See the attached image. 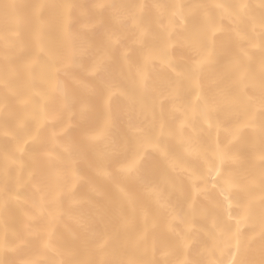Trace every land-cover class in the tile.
I'll use <instances>...</instances> for the list:
<instances>
[{"label":"bare ground","instance_id":"bare-ground-1","mask_svg":"<svg viewBox=\"0 0 264 264\" xmlns=\"http://www.w3.org/2000/svg\"><path fill=\"white\" fill-rule=\"evenodd\" d=\"M245 2L247 9L244 15L229 16L221 9H211L210 16L219 26L220 31L215 36L214 64L210 67L205 80V88L215 89L223 86L231 93L243 95H259L258 87H248L242 91V85L233 82L227 74L228 67L239 60L248 70L254 82L259 83L260 65L264 64V0H0V199L5 192L17 193L18 201H9L6 207H0V236L5 229L9 236L23 229L26 214L35 212L32 205L39 200L36 185L51 171L48 162L41 157V152L50 149L56 153L58 160L54 162L57 171L63 169L64 162L69 159L64 151V145L74 140L75 130L69 135L57 137L53 141L52 133L65 121L71 119L76 124L80 122L77 111L80 96L77 94L69 108L62 107L63 98L52 95L45 100L46 85L37 75H29L23 64L30 51L24 45L26 30L21 25L22 37L14 48H6L3 43L6 30L17 26L16 17L9 15L5 21L3 4L16 3L29 5L34 3L56 4L72 3V21L68 24V31L72 35V46L75 49L77 65L87 66L92 62L97 52L103 48V33L106 29L120 32L123 39L121 46L110 51L112 57L109 70L122 75L126 82H130L128 68L123 64L121 51L128 49L132 63L139 62L142 48L133 42V29L126 21H117L111 8L97 9V4H112L116 8L127 7L135 3L146 4L144 23L148 29L146 46L158 48L168 26L167 18H161L154 5H161L169 10L175 9L182 18L177 19L176 35L181 41L169 51L174 63L185 66L188 50L183 46L184 38L192 33L203 30L206 25L204 13L205 5L221 3L225 8L236 11L237 6ZM177 6H179L177 8ZM28 9H21L22 16H26ZM168 11V10H166ZM45 13V19H48ZM239 33V35H237ZM21 33H17V38ZM242 52H247L244 56ZM78 75H83L79 68L72 69ZM150 75L154 82L163 84L170 78L167 70L159 64L150 68ZM63 79V73L60 74ZM138 101L146 107L160 114L159 91L148 89L138 93ZM120 104L128 109V102L121 98ZM43 114L52 116L42 122ZM180 111L172 108L171 104H164V119L166 126L175 129L181 119ZM243 119V112L234 114L233 123ZM138 123L146 127L149 123L142 117ZM264 126V115L257 113L254 128L241 130L240 140L233 145V150L240 156L242 163L239 166L229 165L236 172L251 170L258 172L259 165L253 158V146H259L261 127ZM126 119L121 116L115 123L112 131V140L117 144L126 137ZM164 146L173 153L182 151L179 140L174 135H165L162 138ZM28 143L23 153L16 152L18 144ZM221 141L226 142L221 135ZM132 144L130 143V148ZM108 146L98 143L87 149L77 163L78 174L85 179L77 182L70 193L59 196L54 205H49L40 217L41 223L53 224L52 247L55 250H46L41 257L42 264H61L68 257L58 254L65 249L72 250L73 264H121L128 256H134L139 264H209L210 253L219 258L217 247V227L220 219L233 224L240 214V209L233 206L231 212L233 220H227L224 206L217 207L214 195L197 194L191 182L181 174L173 172L162 160L159 153L147 149L141 161L140 176L148 183L158 186L167 200L168 207L160 208L148 197L136 179L121 181L118 176L112 178L97 177L94 166L97 163L96 154L106 153ZM5 155H12L18 165L5 162ZM131 156V151L127 153ZM195 159V158H192ZM202 176L199 183L208 182L210 193L213 177L201 162L197 168ZM31 172L32 178H28ZM88 182L96 185L99 194L89 191ZM126 185L136 197L134 204L122 199L117 185ZM67 181L63 177H53V190L65 188ZM259 193V184L252 189ZM84 201L79 207L72 204V198ZM246 198V197H243ZM194 201V204L192 202ZM192 205V206H190ZM59 210V214H58ZM147 211V219L143 211ZM262 213V205L257 199L251 210V223L258 226ZM172 215L175 219H172ZM85 218L82 225L73 217ZM121 217L130 221L127 228L121 227ZM215 219V223H214ZM191 225L189 231L186 225ZM146 229V231H145ZM250 229L244 228L247 233ZM144 232L142 241H136V234ZM108 237V244L102 250H97V240ZM30 250L40 246V240L35 235L25 237ZM259 242H256V258H259Z\"/></svg>","mask_w":264,"mask_h":264},{"label":"snow or ice","instance_id":"snow-or-ice-1","mask_svg":"<svg viewBox=\"0 0 264 264\" xmlns=\"http://www.w3.org/2000/svg\"><path fill=\"white\" fill-rule=\"evenodd\" d=\"M5 21L9 15L16 17L17 26L6 30L3 43L6 48H14L21 40V25L26 30L24 45L30 51L23 64L24 70L29 74H37L46 85L45 100L56 95L63 98L62 107L67 109L80 96L77 111L80 116L79 124L71 119L65 121L52 133L53 141L57 137L69 135L75 130V139L64 145V151L69 159L64 162L63 169L57 171L54 162L58 160L55 152L45 149L41 152L42 159L51 167L49 175L44 177L37 185L39 200L32 205L35 212L26 214L23 229L9 236L5 229L0 236V264H42L41 257L46 250H55L52 247L53 224L41 223L40 217L49 205L57 203L59 196L70 193L71 188L85 178L78 174L77 163L87 149L95 147L98 143L108 146L106 153H97V163L94 171L97 177L112 178L118 176L121 181L136 179L142 186L143 192L150 197L160 208H167L168 203L162 190L143 180L140 176L141 161L147 149L159 153L162 160L173 171L186 177L197 194L214 195L217 207L224 206L227 220H233L231 209H240V214L234 219L233 224H228L220 219L217 227V247L219 258L210 253L209 264H264V126L261 127L259 146H253V158L259 165L258 172L251 170L233 171L229 165L239 166L242 161L233 150V145L240 140L242 129L254 128L257 113L264 115V64L260 65V78L258 86L250 77L247 68L239 61H234L227 69L233 82L242 85V91L253 87L259 95H243L231 93L223 86L215 89L205 88V80L210 67L214 64L215 36L220 31L219 26L210 16L211 9H221L229 16L245 14L247 4L241 2L236 11L229 10L221 3L205 5L204 17L206 21L203 30L196 31L183 39L182 44L188 50L185 66L180 67L173 62L169 51L181 41L176 35L177 10H169L161 5H154L161 18H167L168 26L163 40L158 48L146 46L148 29L145 26L146 4L135 3L127 7L116 8L112 4L94 5L97 9L111 8L117 21H126L133 29V42L143 50L139 62L132 63L129 59L128 49H122L123 64L128 68L130 82H126L122 75L109 70L112 57L110 51L121 46L123 39L120 32L106 29L103 33L104 46L95 55L87 66L77 65L76 52L72 46V35L68 31V24L72 21V3L42 4L34 3L20 5L6 3L2 5ZM179 6H177L178 8ZM21 9H28L26 16H22ZM168 10V11H166ZM48 19H45V13ZM264 27V25H261ZM17 33H21L17 38ZM239 35V33H237ZM247 56V52H242ZM159 64L170 78L157 84L150 75V68ZM79 68L83 75H78L72 69ZM63 73L65 78H61ZM159 91L160 114L156 115L154 109L146 107L138 101V93L148 89ZM128 102L129 108L124 109L120 100ZM168 102L176 111H180L181 119L175 129L166 126L164 119V104ZM243 112V119L233 123L234 114ZM123 116L126 119V137L117 144L112 140V131L116 121ZM142 117L149 123L146 127L137 122ZM43 114L42 122L54 119ZM224 135L226 142L221 141ZM165 135H174L179 140L182 151L173 153L167 149L162 141ZM28 141L18 144L16 152L23 153ZM130 143L132 147L130 148ZM131 151V156L127 153ZM195 158V159H192ZM5 162L18 165L19 161L12 155H5ZM207 167L213 177L210 193L208 182L199 183L202 176L197 168L200 164ZM28 173V178H32ZM53 177H63L67 181L65 188L53 190ZM259 184L260 191L254 193L252 189ZM122 199L129 204H134L136 197L126 185H117ZM89 191L99 194L96 185L88 182ZM246 197V198H243ZM17 193L5 192L0 199V207H6L9 201H18ZM262 205L259 225L251 223V210L256 200ZM84 201L72 198V204L79 207ZM194 204V201L192 202ZM192 206V205H190ZM59 214V210H58ZM147 219V211H143ZM77 223L84 224L85 218L73 217ZM172 219L175 216L172 215ZM214 219V223H215ZM130 221L121 217V227L127 228ZM191 230V225H186ZM244 228L250 230L245 233ZM146 231V229H145ZM28 235H35L40 240V246L30 250L25 239ZM145 233L136 234V241H142ZM108 237L97 240V250L104 249L108 244ZM259 242V258H256V242ZM58 254L68 257L61 264H73L71 249H65ZM121 264H139L134 256H128ZM177 264H184L178 261Z\"/></svg>","mask_w":264,"mask_h":264}]
</instances>
